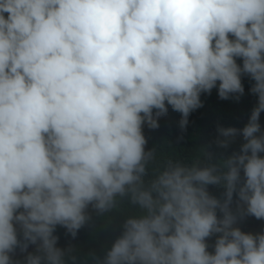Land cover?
Here are the masks:
<instances>
[{"label": "clouds", "instance_id": "clouds-1", "mask_svg": "<svg viewBox=\"0 0 264 264\" xmlns=\"http://www.w3.org/2000/svg\"><path fill=\"white\" fill-rule=\"evenodd\" d=\"M245 76L256 105L214 141L240 136L239 151L201 164L146 150L169 107L183 132L202 94L239 101ZM261 112L264 0H0V264L17 250L65 264L57 227L75 239L89 209L110 220L125 204L94 264H264V229L236 226L264 220Z\"/></svg>", "mask_w": 264, "mask_h": 264}, {"label": "trees", "instance_id": "trees-1", "mask_svg": "<svg viewBox=\"0 0 264 264\" xmlns=\"http://www.w3.org/2000/svg\"><path fill=\"white\" fill-rule=\"evenodd\" d=\"M237 62L241 63L239 60ZM252 83L248 77H242L244 94L239 101L234 99L221 100L215 88L212 89L211 94H202L200 98L203 107L189 115L188 125L183 132H181L178 124L180 114L169 107L168 114L159 118L158 129L144 128V134L148 139L146 150L155 147L158 159L169 157L188 163L200 159L201 164L226 158L233 151H239L240 145L244 142L240 136H237L227 148L219 147L214 141L218 136V127L240 129L247 123L251 109L256 105V97L249 92ZM259 123L261 130L264 131V112L260 114ZM180 136L183 139L178 140ZM208 190L210 194L218 198L224 191L222 187L217 186H209ZM121 207L122 212L112 213L110 220L108 216H97L95 212L89 209L92 219L79 230L75 239L67 236L63 228L57 227L55 232V235L59 237L57 246L61 248L71 246L72 248V252L65 257V264H94L93 254L96 257H103L110 248L112 241L120 234V225L124 218L135 212V209L130 208L127 204ZM236 226L244 232L259 233L264 229V220H257L248 216ZM214 241L215 236L210 238L207 243L212 245ZM28 251L34 252V246H29ZM209 251H212L211 247ZM24 255L17 250L13 260H19L23 264Z\"/></svg>", "mask_w": 264, "mask_h": 264}, {"label": "rangeland", "instance_id": "rangeland-1", "mask_svg": "<svg viewBox=\"0 0 264 264\" xmlns=\"http://www.w3.org/2000/svg\"><path fill=\"white\" fill-rule=\"evenodd\" d=\"M255 234V233H254Z\"/></svg>", "mask_w": 264, "mask_h": 264}]
</instances>
